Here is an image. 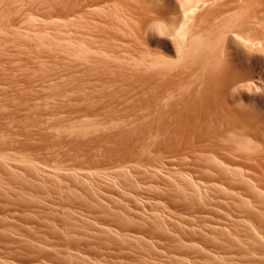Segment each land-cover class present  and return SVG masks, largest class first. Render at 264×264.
Wrapping results in <instances>:
<instances>
[{"label":"rangeland","instance_id":"374dc122","mask_svg":"<svg viewBox=\"0 0 264 264\" xmlns=\"http://www.w3.org/2000/svg\"><path fill=\"white\" fill-rule=\"evenodd\" d=\"M240 1L0 0V264H264Z\"/></svg>","mask_w":264,"mask_h":264},{"label":"bare ground","instance_id":"6f19581e","mask_svg":"<svg viewBox=\"0 0 264 264\" xmlns=\"http://www.w3.org/2000/svg\"><path fill=\"white\" fill-rule=\"evenodd\" d=\"M212 1H213V0H212ZM218 1H219V0H218ZM239 1H240V0H239ZM241 1H242V0H241ZM241 1H240V2H241ZM205 2H206V1H205ZM234 2H236V1H234ZM237 5H238V4H237ZM237 5H236V6H237ZM201 7H202V6H201ZM204 8H205V7H204ZM195 10H196V9H195ZM236 10H237V9H236ZM236 10H235V11H236ZM242 11H243V10H242ZM242 15H243V13H242ZM145 20H146V18H145ZM145 23H146V22H145ZM143 25H144V24H143ZM233 37H234V36H233ZM230 38H231V37H230ZM236 38H238V37H236ZM239 40H240V39H239ZM246 42H247V41H246ZM242 43H243V42H242ZM250 43H251V42H250ZM250 43H249V44H250ZM232 45H233V44H232ZM254 45H255V44H254ZM250 46H251V45H250ZM259 49H260V48H259ZM235 50H236V49H235ZM257 50H258V49H257ZM230 52H231V51H230ZM235 52H237V51H235ZM257 52H258V51H257ZM232 53H233V52H232ZM234 55H235V54H234ZM235 62H236V61H235ZM251 72H252V71H251ZM247 74H248V72H247ZM250 75H252V74L250 73ZM246 76H247V75H246ZM252 76H253V75H252ZM225 85H227V84H225ZM229 89H230V88H229ZM226 90H227V89H226ZM259 110H261V109H259Z\"/></svg>","mask_w":264,"mask_h":264}]
</instances>
